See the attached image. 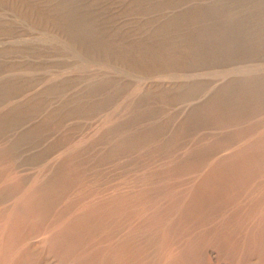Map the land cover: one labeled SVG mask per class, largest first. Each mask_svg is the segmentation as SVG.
<instances>
[{
	"label": "rangeland",
	"instance_id": "rangeland-1",
	"mask_svg": "<svg viewBox=\"0 0 264 264\" xmlns=\"http://www.w3.org/2000/svg\"><path fill=\"white\" fill-rule=\"evenodd\" d=\"M23 1L0 0V84L15 81L0 98V115H10L15 121L5 126L0 146L15 145L17 151L13 159H0V192L21 179L27 186L35 180L51 179L72 160V175L77 172L82 176L73 185L74 201L95 205L121 193L138 199L111 225L107 236L97 239L96 245L120 243L128 233L139 230V241L158 239L143 254L152 264L169 260L196 238L202 242L200 252L205 264H239L242 256L258 264L264 254L254 248L255 239L249 234L264 225V163L223 205L192 214L186 207L223 158L264 138V108L239 123L236 118L220 121L224 118L204 116L195 109L224 81L241 76L240 72H229L230 68L264 65V53L247 56L243 48L239 57L180 68H172L160 58H138L132 60L133 66L124 61L129 60L133 47L139 46L144 53L166 38L160 28L171 16L199 5L202 9L211 7L218 0H67L74 4L70 10L77 19H96L102 30L100 40L119 45L106 56L96 54L93 62L88 61L87 54L95 36L91 33L80 39L76 30L70 29L68 9H56L65 0H25L34 9L30 20L22 19L18 11ZM33 2L39 3L38 8ZM224 11H219L218 19ZM209 18L204 13L202 24L207 22L213 29L217 19ZM216 27L213 30L233 33L238 26ZM45 30L56 39H44ZM190 31L182 27L176 37L187 36ZM227 33L213 36L244 37L242 31L238 36ZM71 42L75 52L81 49L87 54L79 57L64 48ZM109 79L118 86L113 93L105 83ZM185 81L199 82L201 89L188 92L187 86L181 85ZM18 106L21 108L14 110ZM147 126H161V130L138 146L110 154L117 138L111 134L112 129L120 127L136 133ZM14 203L15 197L10 196L0 208ZM59 207L56 214L64 206ZM174 229L176 233L171 232ZM165 231L172 235L163 241ZM225 233L240 244L235 255L220 248L218 236ZM26 241L40 264L72 262V256L51 248L44 225L28 230Z\"/></svg>",
	"mask_w": 264,
	"mask_h": 264
},
{
	"label": "bare ground",
	"instance_id": "bare-ground-1",
	"mask_svg": "<svg viewBox=\"0 0 264 264\" xmlns=\"http://www.w3.org/2000/svg\"><path fill=\"white\" fill-rule=\"evenodd\" d=\"M27 1L32 2V0ZM66 1L57 5L56 9L61 12L68 9L67 21L72 17L69 20L70 29L74 32L76 30L77 37L80 39L91 33L95 38L88 45L89 55L81 49L75 52L73 42L64 45V48L79 57L87 54L88 61L93 62L96 60V54L101 53L106 56L111 49L119 47L113 41L100 40L102 30L98 28L96 19L89 21L84 18L77 19L76 14L70 10V5L73 3ZM33 3L37 5L35 8H38L39 3ZM30 5L27 2L25 4L24 0L21 9H18L22 19L30 20V17L35 14ZM220 10L226 12L224 11L225 14L219 18V21L217 16ZM204 13L207 19L211 16L219 21L218 23L217 20L215 21L214 27L216 24L221 25L222 29H228L232 25L238 27L233 34L229 33L231 31L227 33L224 32L226 30H213L214 27L210 28L207 22L203 26ZM184 14L171 16L166 24L161 26L160 31L165 34L166 38L151 46L149 51L144 53L139 51V46L133 47L130 49L131 54L127 56L129 60L124 61L133 66L132 60L137 61L142 58L152 61L160 58L170 67L180 68L183 65L203 63L207 60L216 61L226 57H239L243 55L240 50L243 48L247 49V56L257 57L264 53V0H221L220 2L218 0V3L213 2L211 7L202 9L199 5ZM182 27L190 29L191 33L187 36L176 37L178 30ZM238 31H242L244 35L240 40L239 37L221 38L219 36L218 38L213 36L218 33L221 36L225 33L238 36ZM170 34L174 36L171 37ZM43 37L47 40L56 39L48 30L44 31ZM254 71L257 73L254 74ZM229 72H240L241 76L224 81L213 96L206 102L200 103V106H195V109H200L199 114L204 116H213L214 119L223 117L224 119H219L220 121H231L236 118L235 121L239 123L254 114L256 109L264 108V65L256 64L253 68L235 67L230 68ZM188 81L181 84L187 86L188 92L201 89L199 82ZM14 82L7 81L0 84V98L15 84ZM105 83L111 93L118 88L113 79L106 80ZM161 96L165 97L164 94ZM20 108L18 106L14 110L17 111ZM142 115L145 116V114ZM138 118L140 119V116ZM138 121L135 123H139ZM14 122L10 115H0V135L7 124H14ZM160 130L161 126H147L140 132L134 133L116 127L111 130V134L117 138L109 152L116 154L125 148L138 146L145 138L154 137ZM16 152L15 145L0 146V159H13ZM263 163L264 138L251 143L230 157L223 158L196 189L186 207V212L192 214V211L223 205L234 197V191L246 186L256 169ZM63 166V170H58L51 179L35 180L28 186L25 185V180L21 179L8 185L5 188L6 191L0 192V204L5 203L10 196L15 197L13 205L0 208V264H40L36 261L33 249L28 245L26 238L28 230H36L43 225L47 231V242L50 243L51 248L61 251L65 256H72L71 264H152L143 258V254L148 250L150 243H157L158 239L154 237L149 243L139 241V230L128 233L120 243L95 244L100 236L108 235V229L128 206L138 200L137 196L121 193L95 205L86 204L83 200L74 201V198H71L75 191L73 185L75 180L79 181L82 176L77 172L76 175H72L75 173L72 160L64 163ZM59 206L64 207L56 214V208ZM67 214L69 217L65 219ZM51 216H54L53 219ZM54 228L56 231L53 232ZM171 232L176 233V230ZM170 235H172L170 231H165L163 241L167 240ZM249 237L252 240L255 239L251 241L252 244L254 243V248L264 254V225L256 227ZM218 238L221 249L230 250L233 255L239 250L240 244L234 241L228 233ZM201 244L200 239H193L188 243L187 248L175 253V256L169 260L157 264H205L204 255L200 252ZM239 264L252 263L248 261L247 256H242ZM258 264H264V255L261 256Z\"/></svg>",
	"mask_w": 264,
	"mask_h": 264
}]
</instances>
